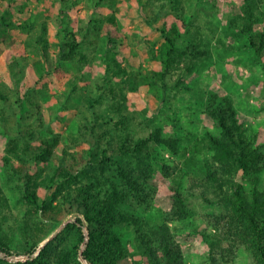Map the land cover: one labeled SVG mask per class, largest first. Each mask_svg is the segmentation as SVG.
Returning <instances> with one entry per match:
<instances>
[{"label": "trees", "instance_id": "16d2710c", "mask_svg": "<svg viewBox=\"0 0 264 264\" xmlns=\"http://www.w3.org/2000/svg\"><path fill=\"white\" fill-rule=\"evenodd\" d=\"M33 1L43 0H0V65L6 50L19 48L15 31L27 35L25 50L36 55L30 70L33 83L27 88L20 84L24 75L13 78L12 85L0 77V136L6 141L0 154V264H126L129 259L132 264H186L171 223L190 217L182 182L197 170L201 156L203 194L210 192L221 210L212 217L215 232L203 235L208 264H233L240 248L250 252L253 264H264V152L249 137L230 97L211 94L207 99L205 112L219 134L207 133L189 151L186 171L173 177L171 210L157 221L135 213L136 207L152 201V143L176 155L180 151L181 141L165 135L162 126L148 133L153 122L140 95L145 88L169 90L185 56L179 41L189 23L186 0H169L176 19L170 26H157L158 8L166 0H138L146 52L160 65L151 70L137 68L126 54L121 0H54L55 22L46 8L31 10ZM262 2L244 0L228 27L233 37L245 40L243 48L251 50L256 63L264 55V28L255 29ZM80 4L91 14L77 33L67 13ZM54 23L57 42L50 40ZM156 33L159 37L151 40ZM18 59L8 64L9 72L19 70ZM204 59H210L209 52H193L187 72L193 71V60ZM98 60L103 74L90 81L83 71ZM69 68L75 74L55 95L56 114L64 110L75 120V131L63 136L48 124L43 105L51 97L52 77L67 78ZM163 169L172 176L168 166ZM19 256L27 259L9 262Z\"/></svg>", "mask_w": 264, "mask_h": 264}, {"label": "rangeland", "instance_id": "374dc122", "mask_svg": "<svg viewBox=\"0 0 264 264\" xmlns=\"http://www.w3.org/2000/svg\"><path fill=\"white\" fill-rule=\"evenodd\" d=\"M121 2L120 31L128 38L129 47L126 54L130 62L137 68L140 66L148 70L160 68V65L150 60L146 52L143 41L146 24L143 15L138 13L139 1L131 0L128 3L121 0ZM53 3L54 0H43L40 4L33 1L31 10L36 11L38 7V10L44 12L46 8L49 11L47 14L52 16V22H55L58 12L57 5ZM164 4V8H158V22L153 20L151 25L157 22L159 26L165 22L170 26L176 22L172 16L174 4L171 6L169 0L164 1ZM184 5L188 12L185 19L189 23H186L184 27L181 20L177 23L183 27V37L179 41V46L181 51L185 52V56L174 70L169 90L152 91L150 88H145L140 95L142 103L148 107V118L153 122V125H148V133L149 129L162 126L165 135L173 136L181 141L177 155L164 146L153 143L151 145V163L154 173L149 181V189L152 192V201L149 206H140L135 209L138 216L151 221H157L171 210L173 177L185 169L189 151L199 145L207 133L219 134L213 120L205 112L208 105L207 99L211 94L233 99L249 137L255 146L260 147L264 152V55L256 63L251 50L243 48L245 40L233 37L228 30L230 16L240 12L244 0H186ZM155 6L159 7L161 3ZM67 14L72 27L79 33L81 26L89 20L91 11L85 4H80ZM256 16L258 21L255 29L261 31L264 28V0ZM151 25H148V30ZM56 31L57 27L54 23L51 25L50 32L52 42L58 41ZM13 34L20 45L18 50L5 51V57L0 65V77L12 85L13 78L20 76L23 78L22 75H24L26 78L22 79L20 84L21 87L27 88L30 83H33V71L30 70L32 69L31 61L36 55L33 49L25 50L27 35H22L18 31ZM158 37L157 33L155 36H150L151 40ZM197 51L209 52L210 59H204L202 62L193 60L194 69L188 73L186 67L191 65L189 59L191 60L192 53ZM100 54L97 52V57ZM21 57L26 59H20ZM17 58L20 59V61L18 59L19 70L11 73L8 70V64ZM98 61L92 67H85L83 71L84 76L90 81H94L103 74V67L100 60ZM69 71L71 74L63 80L56 76L52 77L51 90L49 89L51 97L45 100L43 105L48 124L63 136L75 131L73 127L75 120H73V114L64 110L56 114L55 95L63 92L68 86L67 80L75 74L73 68H69ZM5 142V139L0 136V154ZM199 159L202 163L198 164L197 170L193 169L182 182L190 217L182 222L171 223L177 242L183 248L186 264H208L209 248L203 235L207 232L212 234L215 232L211 223L212 217L219 215L221 211L210 192L203 194L205 192L204 176L198 171L205 162V158L201 156ZM164 166L169 167L171 177H167L164 173ZM1 169L0 163V172ZM261 178L264 186V173ZM1 179L0 176V181ZM202 195H206L211 201L207 202L201 197ZM128 247L134 251L132 246L128 245ZM26 259L22 256L13 257L9 262L16 263ZM126 264H132V260L129 259ZM233 264H253L250 252L240 248Z\"/></svg>", "mask_w": 264, "mask_h": 264}, {"label": "water", "instance_id": "95a60500", "mask_svg": "<svg viewBox=\"0 0 264 264\" xmlns=\"http://www.w3.org/2000/svg\"><path fill=\"white\" fill-rule=\"evenodd\" d=\"M69 222H70V220L64 222V223L58 228V230L56 231V233H55L50 239L54 238L57 234H59V233L65 228V226H66ZM50 239H48L47 241H49Z\"/></svg>", "mask_w": 264, "mask_h": 264}]
</instances>
